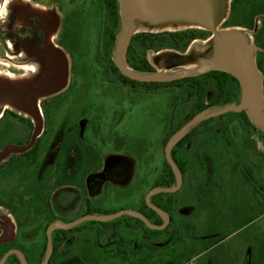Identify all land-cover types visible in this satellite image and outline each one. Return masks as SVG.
Wrapping results in <instances>:
<instances>
[{"label":"rangeland","instance_id":"rangeland-1","mask_svg":"<svg viewBox=\"0 0 264 264\" xmlns=\"http://www.w3.org/2000/svg\"><path fill=\"white\" fill-rule=\"evenodd\" d=\"M231 2L225 4L216 27L235 35L241 32L257 46L255 36L264 28V12L254 17L253 29L227 26ZM24 6L48 10L58 20L75 8V16L67 18L63 37L74 60H66L59 86L39 96L47 112L41 119L45 131L37 143L36 163H26L25 169L15 165L27 162L19 155L34 130L31 117L23 116L28 114L25 96L39 76L41 63L25 39L0 36V110L7 105L6 111H16L14 116L7 114L0 119V165L8 162L16 166L0 174V200L4 201L0 203V237L10 238V242L0 244V255L18 245L31 264H43L51 224L77 220L89 211L97 215L143 211L148 192L159 188L157 182L167 174L165 147L173 135L169 140L167 137L191 115L196 95L188 87L152 86L155 90H149L120 83L104 57V0H0V26L9 27L13 10ZM164 15L159 10L148 19H137L135 34L190 28L207 34L192 41L184 52L149 50L147 59L154 72L197 69L219 56L211 26L166 21ZM174 54L188 58L178 65L171 62ZM215 92L210 81L206 103L213 101ZM239 101L238 97L232 103ZM222 106L207 110L213 112ZM245 112L252 125L228 112L189 129L188 133L195 128L186 139L182 187L172 192L176 204L172 216L177 223L169 234L147 240L144 229L125 226L129 215L96 223L84 221L68 228L74 230L56 251V264H127L114 250L132 254L143 242L144 252L134 257L139 263L150 255L148 264H264V195L255 190L256 186L264 192V105L261 124ZM88 146L98 156L88 153ZM55 159L61 166H56ZM248 168L254 184L247 182L242 172ZM56 176L63 184L58 189L53 183ZM40 186L42 191L35 189ZM45 190L52 193L51 212ZM7 202L15 210L6 206ZM114 222L120 229L117 233L105 228ZM149 248H154L152 253Z\"/></svg>","mask_w":264,"mask_h":264},{"label":"water","instance_id":"water-1","mask_svg":"<svg viewBox=\"0 0 264 264\" xmlns=\"http://www.w3.org/2000/svg\"><path fill=\"white\" fill-rule=\"evenodd\" d=\"M121 13V29L117 37L116 46L114 49L113 62L118 67L122 75L129 77L132 80L140 82H171L187 77L198 76L211 71H224L232 74L240 83L241 99L238 103H230L222 106L218 110L209 112L207 109L194 115L188 122L179 128L170 138L165 147V157L170 164L175 176L177 184L170 187H159L151 189L146 196V203L153 208L164 220L162 225L152 223L143 213L138 210H123L119 213L97 215L86 214L77 220L67 223L55 222L47 228V254L43 264H49L53 252L52 233L57 229H68L76 226L84 221H109L118 218L122 215H131L145 222L152 229H164L170 222L168 212L163 210L151 201L153 195L159 193H172L180 190L183 184V177L180 168L172 156V150L177 143L188 133L189 129L204 120L223 115L228 112L247 111L250 118L256 123H263V118L260 114L264 105V84L263 75L258 68L255 53L259 48L251 44L243 33H238L235 36H229L224 33L223 29H218L216 23L220 21L222 10L228 0H118ZM163 10L166 15L163 19L166 21H189V22H207L206 27L211 26L213 36L217 41L219 48V56L207 60L200 68L197 69H182L174 74H164L160 72H138L128 65L127 53L131 43V39L136 31L135 23L137 19H148L150 16ZM204 28V27H202ZM241 28V27H233ZM188 58L184 54H174L171 57V62L178 65L183 64ZM35 113V112H34ZM35 129L31 142L23 147V151L31 149L37 137L41 132V121L35 113ZM2 238H0L1 240ZM15 253L17 254L22 264H27L24 254L14 249L5 254L0 261L4 264L7 257Z\"/></svg>","mask_w":264,"mask_h":264},{"label":"trees","instance_id":"trees-1","mask_svg":"<svg viewBox=\"0 0 264 264\" xmlns=\"http://www.w3.org/2000/svg\"><path fill=\"white\" fill-rule=\"evenodd\" d=\"M104 4H105V13H106V20L104 26V40L102 43L104 49V57L111 70L119 77L123 85L131 86V87H137L140 85L142 87H149L150 88L149 90H155L151 88L152 86L157 87V89L165 88V87L168 88L171 86L178 88L188 87L195 92L196 95L195 101H193V103L191 104L192 113L191 115H189L188 118H186L176 127V130L181 128L198 112L206 110L214 105H225L228 103H232L238 97L240 99L241 88L239 81L232 74L224 71H211L198 76L187 77L171 82H149V83L132 80L129 77L122 75L118 67L113 62V52L116 46V41L119 31L121 29V13H120L119 1L104 0ZM262 12H264V0H232L231 8H230V17L228 20L225 21V24L227 26H241V27L253 29L255 26L254 17ZM261 30L262 31L260 32V35L257 34L255 36V41L257 46L264 49V28ZM206 34L207 33L204 30H198L194 28L185 29V30H176V31H163L157 33L143 32V33L134 34V36L131 39V43L127 53L128 65L138 72H143V73L154 72L155 70L153 66L150 64V62L147 59V52L149 50L159 51L161 49L170 48L184 52L186 51V49L188 48V46L192 41L201 38L203 39L206 37ZM261 37H263V39ZM257 65L258 68L264 73L263 50L258 51ZM210 81H213L215 84V88H216L215 98L210 103L209 102L206 103L205 98ZM235 114L238 115V117L243 121H246L249 125H252L245 111L239 113L235 112ZM194 129L190 131L184 138H182L172 150V156L175 162L177 163L178 167L182 171L185 170V159H186L185 147L187 146L186 139L189 135L193 133ZM176 130L172 131L169 134L167 140H169V138L174 134ZM86 151L88 153L90 152L95 153L98 156V153L91 146H88ZM37 155H38V144L31 150L19 155L20 157H25L27 162H23V164L21 163L20 164L14 163V164L24 169L26 163H31V166H33V164L36 163ZM14 164L12 165V167H16ZM250 170L251 169L248 168L242 170V172L245 174L246 181L254 184V180L251 178ZM166 173L167 174L163 175L159 179L156 186L170 187L174 182H176V176L170 164L168 163L167 159H166ZM55 185L60 186L63 184H61L58 178ZM35 189L42 191L41 186ZM255 190H257V192L264 195V192L258 189L256 186H255ZM45 191L47 192L46 205L51 212L52 211L50 204L51 191L50 190H45ZM85 201L86 204L89 206V199L86 197V195H85ZM151 201L154 205L159 206L160 208L167 211L171 215L172 222L167 229L165 230L152 229L148 227L143 220L131 215H129L124 222L125 226L128 228L134 230L144 229L145 232L147 233L146 235L147 240H152L155 237L159 238V236H162L163 234H169L172 228L174 227V225H176L175 224L176 220H174V217L172 216L174 215V211L176 209L175 208L176 204L174 202L172 193H159L153 195L151 197ZM1 202L4 201L0 200V203ZM6 206H8L9 208H13L12 210H15L14 207H12V203L10 202H7ZM142 210L143 211L141 212L154 224L162 223L161 222L162 217L153 208L148 206L146 202L144 203V207ZM92 213H96V212L95 211L88 212V214H92ZM91 222L96 223L98 221L92 220ZM117 226L118 224L114 222L110 226L106 225L105 228L112 229L114 232L117 233L120 230L119 227ZM72 230H74V228L69 230L59 229L53 232L52 235L53 257L50 261V264H56V259H54L56 251L67 241V239L72 233ZM76 230L77 229L75 228V231ZM145 248H146V243H143V244H139L137 250L134 251L132 254H129L128 251L121 250L120 248L117 249L115 248L116 250H114L113 253H115L117 257L122 255L126 259L127 264H141L142 262L143 264H148L150 255L149 257L147 256L146 258H144V260H142L141 263L134 260V257H136L138 254H141L142 250ZM153 250L154 248H149L150 253H152Z\"/></svg>","mask_w":264,"mask_h":264},{"label":"flooded vegetation","instance_id":"flooded-vegetation-1","mask_svg":"<svg viewBox=\"0 0 264 264\" xmlns=\"http://www.w3.org/2000/svg\"><path fill=\"white\" fill-rule=\"evenodd\" d=\"M29 1L32 2V0H29ZM74 16H75V8H73L70 11V13L64 14L61 20H58L57 17L52 15L48 10L43 11L41 9L24 6V7H20V8L13 10L12 17L9 19L11 23L9 27L5 28V27L0 26V36H3V37L16 36V37L25 39L27 42L28 48L34 54H36L37 57L40 59L41 70H40L39 76L31 84L25 96V105H26L25 109L28 114L27 115L23 114L24 117L26 116L29 118L31 117L29 120L31 122H34V129H35V120H34L35 113L39 116L40 121H41V132L39 136L37 137L36 142L32 148H34L37 145L39 138L44 134V131H45V128L43 127V123L41 119L43 117L45 118V113L47 114V112L46 111L44 112L43 106L40 105L39 96L43 94L44 92H51L54 88L59 86L60 84L59 82L62 79L63 75L65 74V69H66V64H67L66 60L68 58H69V62H71L70 61L71 59L72 61L74 60L72 54L69 52V49H67V47L63 44V37L66 33L67 18L74 17ZM54 38L56 39V41L54 40ZM71 69H73V64L71 66ZM120 83L123 84L121 81ZM240 97H241V93H240ZM54 99H57V96L54 97L53 100H50L49 102L52 103V101H55ZM6 108L7 107H5L4 109H1L0 119L2 117H5L7 114L14 116V113L16 111L15 110L6 111ZM19 115H22V113L20 112ZM29 120L27 121L29 122ZM32 136H33V133H32ZM31 140H32V137L29 143L31 142ZM7 145H9V143L6 144V146ZM23 147L24 146H22L21 148ZM29 150H26L24 152H27ZM8 161L10 162V159ZM54 161L57 167L61 166L59 159H55ZM7 163L8 162H6V164L0 165V174L2 172L9 170L10 166L13 165V164L11 165ZM56 182H57V176L53 177V183H54V186H56L55 189L62 187V185L60 186L55 185ZM46 194L47 192L45 191V195ZM163 222L157 225H162ZM170 225L171 223L169 222L166 228L157 229V230H165ZM0 238H2L0 240V244L10 242V238L8 236H2ZM14 249L20 250L24 254L26 263L31 264L25 251L18 245H12L8 249H6L0 255V261L2 260V258L5 256L7 252L14 250ZM46 250H47V247H46ZM143 252H144V249L142 250V253ZM52 257H53V252L49 260V264H50ZM141 259L143 260L144 258H141ZM4 264H22V262H21L20 257L17 254L12 253L7 257Z\"/></svg>","mask_w":264,"mask_h":264},{"label":"bare ground","instance_id":"bare-ground-1","mask_svg":"<svg viewBox=\"0 0 264 264\" xmlns=\"http://www.w3.org/2000/svg\"><path fill=\"white\" fill-rule=\"evenodd\" d=\"M207 22H203V21H201V22H197V24H199L201 27H203L202 25H205ZM217 24V23H216ZM224 33H226L227 35H229V36H235V34L233 33V32H228V31H224ZM3 106V105H2ZM4 107H7L8 108V106L6 105H4ZM9 107H11V108H13V109H15L14 108V106H9ZM1 111V110H0Z\"/></svg>","mask_w":264,"mask_h":264}]
</instances>
